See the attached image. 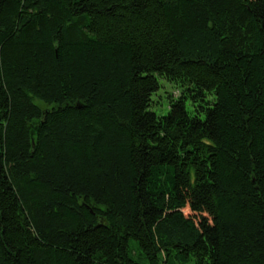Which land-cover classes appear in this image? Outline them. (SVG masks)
Listing matches in <instances>:
<instances>
[{
	"label": "trees",
	"instance_id": "16d2710c",
	"mask_svg": "<svg viewBox=\"0 0 264 264\" xmlns=\"http://www.w3.org/2000/svg\"><path fill=\"white\" fill-rule=\"evenodd\" d=\"M0 264H264V0H0Z\"/></svg>",
	"mask_w": 264,
	"mask_h": 264
},
{
	"label": "rangeland",
	"instance_id": "374dc122",
	"mask_svg": "<svg viewBox=\"0 0 264 264\" xmlns=\"http://www.w3.org/2000/svg\"><path fill=\"white\" fill-rule=\"evenodd\" d=\"M159 88L152 95L150 111L154 112L158 116L165 115L169 110V103L171 99H176L180 96V89L172 82L162 77H157ZM186 109L190 112L193 111L189 101L186 102ZM187 214H190L188 209L184 210Z\"/></svg>",
	"mask_w": 264,
	"mask_h": 264
}]
</instances>
